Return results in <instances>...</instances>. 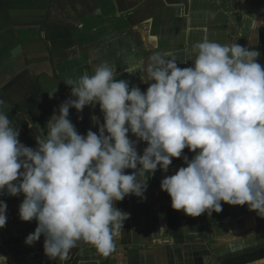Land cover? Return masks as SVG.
I'll return each instance as SVG.
<instances>
[{"label":"clouds","instance_id":"clouds-1","mask_svg":"<svg viewBox=\"0 0 264 264\" xmlns=\"http://www.w3.org/2000/svg\"><path fill=\"white\" fill-rule=\"evenodd\" d=\"M192 54V66L186 68L178 62L188 59L152 55L140 69L149 85L146 92L118 79L106 62L92 75L68 79L64 83L73 99L53 113L47 133L35 138V149L20 142V131L0 100V194L24 196L20 219L37 222L26 245L43 236L45 255L53 260H66L80 242L109 256L130 218L117 203L129 195L146 199L148 179L157 170L167 173L181 158L186 167L161 181L174 210L195 218L222 212V204L247 205L264 218L261 53L237 42L203 40L193 45ZM96 105L103 114L102 124L93 117L98 134H80L70 109L82 113ZM141 141L147 144L142 155L137 151ZM6 211L0 200V229ZM0 264H7V257L0 256Z\"/></svg>","mask_w":264,"mask_h":264},{"label":"crops","instance_id":"crops-1","mask_svg":"<svg viewBox=\"0 0 264 264\" xmlns=\"http://www.w3.org/2000/svg\"><path fill=\"white\" fill-rule=\"evenodd\" d=\"M256 19L264 21V3L256 0H0L3 110L19 129L20 142L35 149V138L47 133L53 113L73 99L64 83L68 79L92 75L106 62L118 79L146 92L149 85L140 69L152 55L188 59L178 62L186 68L192 66V47L199 41L253 48L264 28ZM93 117L103 123L99 105L85 107L82 113L69 111L82 135L89 130L98 134ZM129 138L137 139L131 133ZM146 147L138 142V153ZM184 154L194 156L188 149ZM180 167H186L182 158L174 159L167 173L157 170L147 181L146 199L129 195L117 203L130 218L107 257L86 242L73 248L66 260L45 255L43 236L33 246L26 245L37 222L22 221L24 196L13 197L5 190L0 194L7 204L0 256L7 257V264H264V218L247 205L222 204V212L195 218L172 208L161 181Z\"/></svg>","mask_w":264,"mask_h":264},{"label":"trees","instance_id":"trees-1","mask_svg":"<svg viewBox=\"0 0 264 264\" xmlns=\"http://www.w3.org/2000/svg\"><path fill=\"white\" fill-rule=\"evenodd\" d=\"M259 1L264 3V0ZM252 49L258 50L261 53V56L258 58L257 62L264 65V28H260L258 44Z\"/></svg>","mask_w":264,"mask_h":264},{"label":"rangeland","instance_id":"rangeland-1","mask_svg":"<svg viewBox=\"0 0 264 264\" xmlns=\"http://www.w3.org/2000/svg\"><path fill=\"white\" fill-rule=\"evenodd\" d=\"M256 1L260 2L259 0H256ZM130 7L133 8V6H130Z\"/></svg>","mask_w":264,"mask_h":264}]
</instances>
